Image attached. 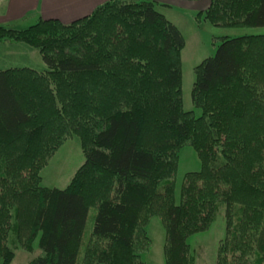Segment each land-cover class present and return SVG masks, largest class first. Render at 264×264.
I'll return each mask as SVG.
<instances>
[{
	"label": "trees",
	"instance_id": "1",
	"mask_svg": "<svg viewBox=\"0 0 264 264\" xmlns=\"http://www.w3.org/2000/svg\"><path fill=\"white\" fill-rule=\"evenodd\" d=\"M158 0H106L62 23L0 25V42L38 50L46 70L0 69V264H144L145 226L164 228L163 264H193L188 238L224 206L215 264H264V34L222 37L193 68L182 108L178 28ZM163 4V3H161ZM211 23L263 26L264 0H208ZM76 135L84 156L64 188L40 172ZM190 145L200 168L173 177ZM90 207V238L76 262Z\"/></svg>",
	"mask_w": 264,
	"mask_h": 264
},
{
	"label": "rangeland",
	"instance_id": "2",
	"mask_svg": "<svg viewBox=\"0 0 264 264\" xmlns=\"http://www.w3.org/2000/svg\"><path fill=\"white\" fill-rule=\"evenodd\" d=\"M158 1L163 4L156 3V10L178 28L184 39V45L180 51L182 108L186 111H192L194 116H199L201 110L194 106L190 96L194 78V66L204 58L214 54L222 37L264 34V25L229 26L211 23L204 18L203 12L199 14V11L204 10L208 6V0ZM18 45L22 46H17L18 49L11 50L5 58L2 54L6 52L0 51V68L12 67L13 65H8L4 61L6 59H13V61H17L16 65L30 67L38 71L46 70L47 67L36 48L29 45L26 46L27 44L24 43ZM19 47H26L29 52L20 51ZM83 161L84 156L80 149L78 137L72 135L64 141L42 168L40 172L41 184L46 187L64 188ZM199 168L200 160L196 151L190 145L180 148L178 151L177 168L173 177L176 202L179 200L183 175L186 172L196 171ZM95 214L96 208L90 207L76 262H80L84 255L92 231ZM145 229L151 243L148 250L141 254L144 264H163L162 246L164 228L159 217L152 216L146 224ZM224 233V206L221 205L210 226L203 231L192 234L188 238L190 251L193 255V264H215L217 244L224 237ZM37 244L38 238L33 241V251L31 252L22 249L20 246H16L14 258L10 264H27L31 259L38 256L41 250Z\"/></svg>",
	"mask_w": 264,
	"mask_h": 264
},
{
	"label": "crops",
	"instance_id": "3",
	"mask_svg": "<svg viewBox=\"0 0 264 264\" xmlns=\"http://www.w3.org/2000/svg\"><path fill=\"white\" fill-rule=\"evenodd\" d=\"M104 1L106 0H0V25L21 29L40 18L57 19L62 23H69L89 14ZM18 44L20 43L0 42V51L6 52L2 56L5 58L11 50L22 46ZM19 49L29 52L26 47H19ZM16 62L13 59L4 61L8 65H13L12 67H21L16 65Z\"/></svg>",
	"mask_w": 264,
	"mask_h": 264
}]
</instances>
